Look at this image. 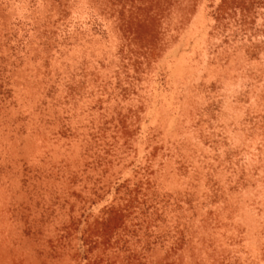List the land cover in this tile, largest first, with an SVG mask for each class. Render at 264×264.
Instances as JSON below:
<instances>
[{
  "label": "rangeland",
  "instance_id": "1",
  "mask_svg": "<svg viewBox=\"0 0 264 264\" xmlns=\"http://www.w3.org/2000/svg\"><path fill=\"white\" fill-rule=\"evenodd\" d=\"M0 264H264V0H0Z\"/></svg>",
  "mask_w": 264,
  "mask_h": 264
}]
</instances>
